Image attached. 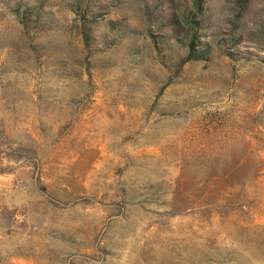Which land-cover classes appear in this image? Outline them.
<instances>
[{
    "label": "rangeland",
    "instance_id": "374dc122",
    "mask_svg": "<svg viewBox=\"0 0 264 264\" xmlns=\"http://www.w3.org/2000/svg\"><path fill=\"white\" fill-rule=\"evenodd\" d=\"M198 5L0 0V264H264V0Z\"/></svg>",
    "mask_w": 264,
    "mask_h": 264
},
{
    "label": "trees",
    "instance_id": "16d2710c",
    "mask_svg": "<svg viewBox=\"0 0 264 264\" xmlns=\"http://www.w3.org/2000/svg\"><path fill=\"white\" fill-rule=\"evenodd\" d=\"M200 0H195V9L190 13L189 16L185 15V21L189 24H192L194 27H192L195 32L196 29H201V22L199 20L196 19H192V17H197L196 14H200L202 15L201 12V7L198 5ZM192 38L197 41V38L195 36V33L193 34ZM200 43V42H199ZM194 41L190 44V51H189V55L187 56V59H193V60H198V59H204L202 57H204V55L207 53V50H199L197 51L196 55H193V51H194Z\"/></svg>",
    "mask_w": 264,
    "mask_h": 264
}]
</instances>
